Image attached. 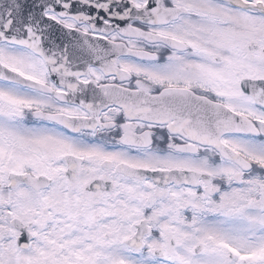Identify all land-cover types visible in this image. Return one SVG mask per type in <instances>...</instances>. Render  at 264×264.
Wrapping results in <instances>:
<instances>
[{
    "label": "snow or ice",
    "instance_id": "1",
    "mask_svg": "<svg viewBox=\"0 0 264 264\" xmlns=\"http://www.w3.org/2000/svg\"><path fill=\"white\" fill-rule=\"evenodd\" d=\"M0 264H264V0H0Z\"/></svg>",
    "mask_w": 264,
    "mask_h": 264
}]
</instances>
